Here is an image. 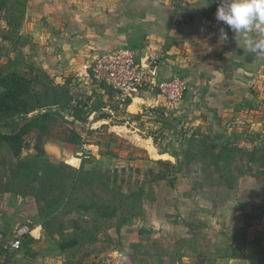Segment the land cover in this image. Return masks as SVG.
I'll use <instances>...</instances> for the list:
<instances>
[{
  "label": "trees",
  "instance_id": "obj_1",
  "mask_svg": "<svg viewBox=\"0 0 264 264\" xmlns=\"http://www.w3.org/2000/svg\"><path fill=\"white\" fill-rule=\"evenodd\" d=\"M18 2L0 0V13L8 14ZM4 18L8 20V16ZM15 28L13 23L7 30L0 29V36L3 40L10 39ZM98 86L105 90L108 101L120 106V103L114 101L116 92L113 89L103 84ZM91 97L78 98L73 94L69 80L59 83L33 63L19 70L0 67V194L9 193L22 199L34 200L38 221L58 252L64 255L65 264L81 262L78 258L96 250L101 238L117 244L105 256L119 251L126 254L128 264H132L139 246L128 240L126 231L133 228L139 235V230L142 231L143 225L148 223L151 212L145 208V191L137 188L123 193L120 188L110 187L100 170L84 169L86 161L77 169V159L68 160L69 165L63 161L52 165L42 158L46 154L44 140L57 128L66 131L64 143L80 146L82 137L72 126L75 123L86 124L94 114L95 106L94 103L90 104ZM129 104L130 100H127L123 106ZM251 110L254 108L251 107L248 112ZM154 113L155 123L160 124L161 129L169 130L167 117H162L164 111ZM144 116H133V120H140ZM102 118L108 116L103 115ZM208 131L202 133L198 129L197 132L187 133V146L180 158L175 156L177 163L171 165L167 161L158 160L157 163L165 168V173H157L158 178L173 185L177 174H191L192 166L197 165L200 166L199 174L204 172L208 173V177L215 176L227 190H233L236 183L246 175L255 178L264 190V142L251 143V147H245L244 143L241 145L244 142L242 140H239L238 145V142L233 143L232 140L223 144L224 141L214 135V130ZM150 137L160 155L170 154L165 149L168 148L164 144L166 142L161 140L165 146L162 147L156 137ZM29 147H33L35 155L23 157V152ZM82 156V153H76V157ZM202 161L207 165H199ZM196 185L204 188L203 184L194 183L192 190L196 189ZM245 218L246 224L238 231L233 230L235 233L242 232L245 235L246 228L252 222L263 221L264 196L251 206V212ZM172 223L175 224L172 228L177 229L162 241L166 247L163 257L184 258L188 264H230L232 261L264 264V246L258 238L252 243L241 241L238 244L233 243L229 236L220 246L210 250L206 232L208 227L199 215L180 218ZM110 231L114 233L115 239L109 236ZM128 242L130 247L125 248L124 243ZM31 243L32 238L27 234L21 239L18 250L22 251ZM26 254H29L28 250ZM29 255L33 257V254Z\"/></svg>",
  "mask_w": 264,
  "mask_h": 264
},
{
  "label": "rangeland",
  "instance_id": "obj_2",
  "mask_svg": "<svg viewBox=\"0 0 264 264\" xmlns=\"http://www.w3.org/2000/svg\"><path fill=\"white\" fill-rule=\"evenodd\" d=\"M73 1L19 0L8 11V14L0 13L1 30H7L13 23L16 27L15 32L10 34V39L3 40L0 36V67L7 66L19 70L23 69L24 65L33 63L36 67L44 69L57 82L69 80L72 92L78 98L92 95L90 104L94 103V114L88 118L86 124L75 123L72 126L82 137L80 146H68L64 143L63 136L66 131L57 128L50 137L44 140V149L46 148L48 152H45L42 158L52 165L60 161L69 165L68 160L77 159L79 162L75 167L77 169L82 162L86 161L84 162L85 170H100L108 180L109 186L120 188L123 193L131 189L142 188L147 194L143 200L145 208L147 207L146 210L155 217L152 219L151 216L148 217V223L143 225V233H146L148 229L153 233L150 227L157 224L154 232L157 233L158 242H161L167 233L171 234L174 229H177L172 228L175 227L172 222L180 218L199 215L201 221L208 227L206 232L210 250L220 246L222 241L228 239L229 236L232 237L233 243L238 244L241 241L252 243L255 238H258L264 246V219L260 223L252 222L246 228L245 235L242 232L233 231L240 230L246 224L245 217L251 212V206L261 201L264 196V190L255 178L246 175L236 183L233 190H227L220 185L215 176L208 177V173L204 172L199 174L200 166L197 165L192 166L191 174H177L173 185L167 180H160L157 176L158 172L165 173L164 166L157 163L158 160L167 161L171 165L177 163L175 156L180 158L186 149L185 138L189 137L187 133L197 132L198 129H201L202 133L206 130L209 132L208 128L192 126L182 129L181 127V131L175 132L177 136L174 138V134L170 135L173 132H169L170 129H161L162 126L155 123V119L144 116L134 121L133 116L142 115L141 111L126 112L124 107L108 101L105 90L93 81L89 70H85L86 72L83 70L82 64L91 65L92 59L85 58L80 66L74 63L64 66L65 63H70L67 58L72 55L68 54L70 50L68 46L72 45L65 39L66 34L63 29L65 19L62 8L66 7L67 11L72 10L75 7ZM5 15L8 16V20L4 18ZM18 15H20L19 18H17ZM80 69L84 71H82L83 74ZM257 102V106H254V110L250 113L247 112L235 122L230 121L231 124H224L223 128L220 127L225 132L230 131L233 140L237 139L233 143L238 142V145L239 140H242L244 142H241V145L244 143L245 147H251V143L254 145L264 142V96ZM147 110L145 106L142 107V112ZM103 115L109 118L103 119ZM150 136L156 137L162 147L165 146L161 140L164 136H168L164 144H167L168 148L165 149L169 150V156H158L159 151L154 144L157 152H151L152 147L147 142ZM171 137L174 140L178 139L177 142L174 141L175 144ZM232 138L228 139V143ZM84 146L90 147L88 148L90 151L88 159L82 158L87 152ZM35 153L33 147H29L22 156L28 157ZM76 153H82L83 156L76 157ZM173 155L174 157H171ZM199 165L206 166L207 164L202 161ZM194 183H201L204 188L196 185V189L192 190ZM23 200L26 199L9 193L0 194V225H3L1 227L7 231L11 226L19 227L27 223L33 214L36 215V203H23ZM160 219L164 222H157ZM127 232L128 240L131 238L133 241L134 229L130 228ZM108 233L115 239L112 231ZM6 237V241H9L10 235ZM100 242L96 250L91 251L90 254L86 253L88 261L84 260L83 264H103L104 256L117 245L114 242H106L102 238ZM129 243H124L125 248L130 247ZM229 263L245 264V262L234 261ZM250 264L256 263L250 262Z\"/></svg>",
  "mask_w": 264,
  "mask_h": 264
},
{
  "label": "crops",
  "instance_id": "obj_3",
  "mask_svg": "<svg viewBox=\"0 0 264 264\" xmlns=\"http://www.w3.org/2000/svg\"><path fill=\"white\" fill-rule=\"evenodd\" d=\"M217 1L74 0L72 10L62 8L65 39L72 45L68 46V54L72 55L67 58L70 63L64 66L73 63L80 66L85 58L92 59V63L100 55L119 48L141 53L162 49L165 56L159 65V79L164 81L179 76L187 85L178 109H171L162 98L156 96L138 97L127 107L120 106L126 112L141 111L142 115L147 112H142L143 106L148 111L163 110V117H167L170 132H173L170 135L174 134V138L181 127L202 126L214 130L217 138L227 142L233 136L230 131L225 132L220 127L243 117L264 96V50L259 55L248 53L243 46V37L235 36L228 26L224 27L228 33L227 41L220 39L221 28L212 30L208 27ZM82 66L85 71L86 64ZM80 70L83 74L84 71ZM166 137H163V143ZM174 138L173 144L178 140ZM147 142L152 151L157 152L153 140L150 138ZM44 150L48 152L46 148ZM162 155L169 156L168 153ZM28 202L35 204L33 199L23 200V203ZM30 220L23 225L29 228L32 243L22 251L10 246L20 226H11L7 231L0 225V264H65L64 255L58 252L44 233L37 216L33 214ZM157 222L164 221L160 219ZM155 226L150 227L153 233L150 229L143 233L141 227L139 235L134 232L133 241L129 238L130 242L139 246L132 264H188L184 258L163 257L166 247L162 241L168 239L170 234L167 233L158 242ZM161 233L164 234L163 231ZM6 235H10L9 241H6ZM27 250L33 257L26 254ZM78 259L82 263L77 264L88 261L87 255Z\"/></svg>",
  "mask_w": 264,
  "mask_h": 264
},
{
  "label": "built area",
  "instance_id": "obj_4",
  "mask_svg": "<svg viewBox=\"0 0 264 264\" xmlns=\"http://www.w3.org/2000/svg\"><path fill=\"white\" fill-rule=\"evenodd\" d=\"M217 7L218 1L208 21V27L212 30L227 27L223 22L216 20ZM164 56L162 49L141 53L137 50L119 48L100 55L85 68L89 70L93 81L98 85H106L116 92L114 101L120 105H124L127 100L132 102L138 97L156 96L162 98L171 109L177 110L187 85L185 80L179 76L164 81L159 79V65ZM145 116L154 119L155 113L148 111ZM88 148L90 147L84 146V150L87 151L83 156L85 159H88L90 155ZM29 232L27 226H20L10 246L17 250L21 246V239ZM128 263L127 255L119 251H113L103 259V264Z\"/></svg>",
  "mask_w": 264,
  "mask_h": 264
},
{
  "label": "clouds",
  "instance_id": "obj_5",
  "mask_svg": "<svg viewBox=\"0 0 264 264\" xmlns=\"http://www.w3.org/2000/svg\"><path fill=\"white\" fill-rule=\"evenodd\" d=\"M215 18L243 37L246 52L259 55L264 50V0H218ZM220 39L228 40L224 28Z\"/></svg>",
  "mask_w": 264,
  "mask_h": 264
},
{
  "label": "bare ground",
  "instance_id": "obj_6",
  "mask_svg": "<svg viewBox=\"0 0 264 264\" xmlns=\"http://www.w3.org/2000/svg\"><path fill=\"white\" fill-rule=\"evenodd\" d=\"M135 102H138V103H139V102H141V101H140V100H136ZM132 107H133V106H132Z\"/></svg>",
  "mask_w": 264,
  "mask_h": 264
}]
</instances>
